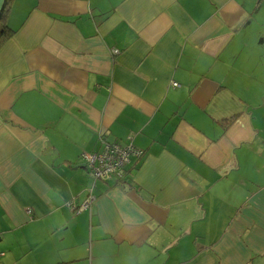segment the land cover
I'll return each mask as SVG.
<instances>
[{"label": "crops", "instance_id": "obj_1", "mask_svg": "<svg viewBox=\"0 0 264 264\" xmlns=\"http://www.w3.org/2000/svg\"><path fill=\"white\" fill-rule=\"evenodd\" d=\"M5 23L0 264H264V0H11ZM104 140L140 152L121 177L86 167Z\"/></svg>", "mask_w": 264, "mask_h": 264}, {"label": "built area", "instance_id": "obj_2", "mask_svg": "<svg viewBox=\"0 0 264 264\" xmlns=\"http://www.w3.org/2000/svg\"><path fill=\"white\" fill-rule=\"evenodd\" d=\"M117 53V50H114ZM177 86V83L173 84ZM104 148L101 152H93L86 155V167L91 171L95 179L121 177L125 165L132 155H140L132 145H121L104 140ZM86 207L87 203L84 204ZM30 212V209H28Z\"/></svg>", "mask_w": 264, "mask_h": 264}, {"label": "trees", "instance_id": "obj_3", "mask_svg": "<svg viewBox=\"0 0 264 264\" xmlns=\"http://www.w3.org/2000/svg\"><path fill=\"white\" fill-rule=\"evenodd\" d=\"M10 5L11 0H6L0 19V48L7 41V39L11 37L14 32V30L7 23H5ZM232 118H225L223 122L227 124L232 121ZM86 208H88V205L86 206Z\"/></svg>", "mask_w": 264, "mask_h": 264}, {"label": "water", "instance_id": "obj_4", "mask_svg": "<svg viewBox=\"0 0 264 264\" xmlns=\"http://www.w3.org/2000/svg\"><path fill=\"white\" fill-rule=\"evenodd\" d=\"M6 0H0V19Z\"/></svg>", "mask_w": 264, "mask_h": 264}, {"label": "rangeland", "instance_id": "obj_5", "mask_svg": "<svg viewBox=\"0 0 264 264\" xmlns=\"http://www.w3.org/2000/svg\"><path fill=\"white\" fill-rule=\"evenodd\" d=\"M91 172V171H90Z\"/></svg>", "mask_w": 264, "mask_h": 264}]
</instances>
